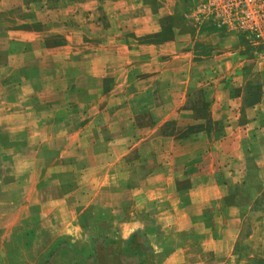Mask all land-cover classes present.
<instances>
[{
    "label": "crops",
    "instance_id": "obj_1",
    "mask_svg": "<svg viewBox=\"0 0 264 264\" xmlns=\"http://www.w3.org/2000/svg\"><path fill=\"white\" fill-rule=\"evenodd\" d=\"M179 2L0 0V264H264V60Z\"/></svg>",
    "mask_w": 264,
    "mask_h": 264
},
{
    "label": "rangeland",
    "instance_id": "obj_2",
    "mask_svg": "<svg viewBox=\"0 0 264 264\" xmlns=\"http://www.w3.org/2000/svg\"><path fill=\"white\" fill-rule=\"evenodd\" d=\"M174 15V32L195 34L200 55L212 48L211 39L224 36V44L235 41L245 59L264 60V0H180Z\"/></svg>",
    "mask_w": 264,
    "mask_h": 264
}]
</instances>
